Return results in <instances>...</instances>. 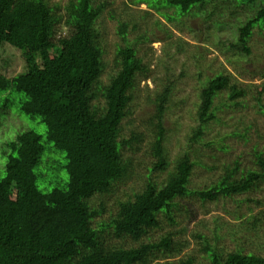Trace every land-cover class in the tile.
<instances>
[{"label":"trees","instance_id":"obj_1","mask_svg":"<svg viewBox=\"0 0 264 264\" xmlns=\"http://www.w3.org/2000/svg\"><path fill=\"white\" fill-rule=\"evenodd\" d=\"M130 2L145 4L167 23L205 12L210 18L214 12L205 10L209 2L218 11L246 7L253 15L237 27L236 41L231 44L242 56L252 53L248 46L252 28L264 27V0ZM106 3L68 0L64 13H58L50 0H0V47L8 44L35 61L32 72L12 77L0 74V127L6 115L26 122V128L18 129L0 153L4 158L0 168V264H152L159 254L172 258L182 248L170 238L124 249L108 246L105 235L137 239L146 229L159 227V212L190 198L235 202L234 232L252 235L257 244L253 251L236 248L223 254L215 246L218 233L212 242L199 236L202 249L211 251L210 264H264V242L259 243L260 236L264 237V159L258 158L255 168L242 173L226 168L217 186L190 189L193 165L186 155L177 157L168 170L163 118L172 96L169 80L157 85L151 100L156 122L149 153L154 159L151 172H167L166 178L161 185L149 178L138 193L116 199L107 209L105 197L129 174L130 163L122 157L121 148L137 137L119 141L121 125L131 115V91L137 77L148 67L126 37L135 26L125 20L118 21L116 28L123 45L116 47L110 61L106 59L99 29ZM212 23L223 26L220 19ZM155 24L160 27L162 23L156 20ZM62 26L67 29L64 35ZM143 38L148 39L143 34L136 40ZM108 67L111 73L104 83L102 76ZM250 88L238 87L230 74L218 72L206 78L198 95V126L191 142H197L204 126L215 118V98L225 92L232 107L246 108ZM262 94L264 86L253 100L264 113ZM156 264H195V260L186 256Z\"/></svg>","mask_w":264,"mask_h":264},{"label":"rangeland","instance_id":"obj_2","mask_svg":"<svg viewBox=\"0 0 264 264\" xmlns=\"http://www.w3.org/2000/svg\"><path fill=\"white\" fill-rule=\"evenodd\" d=\"M105 1L99 29L106 59L110 61L116 47L123 45L116 28L118 21L125 20L135 26L126 37L135 47L142 63L148 67L145 74L137 77L131 91V115L121 125L119 141H131L132 135L137 137L130 146L121 148L122 157L130 163L129 174L126 179L116 183L110 196L105 197L107 209L112 208L116 199H129L138 193L149 178L159 185L166 178L167 172H151L154 159L149 153L156 122L153 119L155 106L151 100L157 85L160 87L168 80L173 84L169 107L163 118L167 131L164 146L170 164L168 170L173 168L177 157L186 155L193 165L188 186L195 191L208 189L213 184L217 186L226 168H237L239 173L255 168L258 158L264 159V113L258 111L253 100L264 86V27L252 28L248 42L252 52L250 56H242L231 47L237 38V27L243 25L253 13L243 6H231V9L224 11L212 10L213 4L209 2L205 10L213 11L212 17L206 18L205 12L198 17H185L167 23L145 4H131L130 0ZM67 2L50 0L58 13L60 10L64 13ZM216 19L221 20L222 27L212 23ZM156 20L162 23L160 27L156 26ZM60 30L61 35L67 33L63 26ZM143 34L147 40H136ZM167 34L170 37L166 38ZM34 63L30 55L8 44L0 47V74L6 77L32 72ZM218 72L230 74L232 82L238 87H251L246 98L250 106L232 107L223 92L214 99L215 118L204 126V133L197 142H191L192 131L198 126L196 111L199 92L206 78ZM110 73L108 67L102 76L104 83L108 81L107 75ZM261 97L264 102V94ZM23 120L12 115L1 119L0 153L5 148V142L13 138L18 129L26 128ZM29 126L39 127L32 122H29ZM3 159L0 154V168ZM235 210L236 204L231 200L201 202L198 198L181 199L166 212L157 214L158 228L146 229L137 239L131 236L116 238L113 234H107L105 243L129 249L156 243L166 237L178 243L182 251L166 259L159 254V260L152 264L176 262L186 256L193 257L195 264H210L211 251L202 249L199 236L212 242L213 234L218 233L219 242L215 246L223 254L236 248L244 252L253 251L257 245L252 242V235L234 232L237 222L232 213ZM261 235H264V225ZM263 238L260 236L259 243L264 242ZM261 255L264 256V252Z\"/></svg>","mask_w":264,"mask_h":264}]
</instances>
